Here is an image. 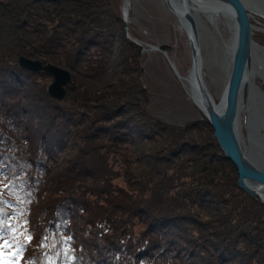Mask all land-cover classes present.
<instances>
[{"label":"trees","instance_id":"16d2710c","mask_svg":"<svg viewBox=\"0 0 264 264\" xmlns=\"http://www.w3.org/2000/svg\"><path fill=\"white\" fill-rule=\"evenodd\" d=\"M114 2L0 0V125L18 132L5 130L2 147L0 126V264H263L264 205L237 188L206 120L173 126L148 110L139 47L123 39ZM20 57L66 70L65 99L52 100L39 81L49 75L22 70ZM106 145L123 157L122 176ZM35 203L44 208L32 220ZM221 203L229 220L217 224ZM30 245L49 254L29 258Z\"/></svg>","mask_w":264,"mask_h":264},{"label":"rangeland","instance_id":"374dc122","mask_svg":"<svg viewBox=\"0 0 264 264\" xmlns=\"http://www.w3.org/2000/svg\"><path fill=\"white\" fill-rule=\"evenodd\" d=\"M113 1H115L114 3L117 4V8L119 9V14L122 23L121 32L123 34L122 35L123 39H128L130 40V42L136 44L139 47V55L137 61L140 66L141 81H143V86L148 97V103H147L148 110L151 113H153L155 117L173 126L180 127L191 121L206 120L202 112L193 103V100L191 98L190 84H188L183 80L184 78L188 77L191 67V54H190V49L186 35L181 25L179 24L177 18L166 8L164 1L163 0H113ZM125 3H127V5ZM251 14L252 16L249 20V23L252 31V41L260 49H264V17L260 16L259 14L258 15L257 14L254 15V13ZM216 20L217 22L215 27L213 26V24L206 22V20H204L201 17L200 19L201 30L199 33V35L201 36L200 49H199L201 56V70H202L201 77L208 94L214 101V104H218V102L221 100L227 82V78L230 72L229 60L231 59V57L227 56V52L225 51L224 48H226V46L227 48L232 47V38H233V31L229 27L226 20L222 16H217ZM212 37L214 38V40L212 39ZM123 39H119V38L114 39L112 44L113 51H115L119 45L123 44ZM262 58L264 60V54H262ZM107 73L108 74L111 73V69ZM33 74H38V73H33ZM48 77L44 78V80H39L40 82H43L42 84L48 85L47 87H49L54 81L53 77L52 78L51 76ZM253 82H256L257 87L258 85L261 86V88L258 91L260 92V94L264 96V84L259 79L257 80L255 79ZM66 86H63L65 90H66ZM47 92H48V88H47ZM12 94L13 95H11L10 97L12 96L14 97L10 98L9 102L10 103L14 102L12 103V105L18 104L19 101L17 100V94L20 95V93L14 91L12 92ZM6 97L7 96L2 97L1 99L4 101ZM64 99L60 101L54 99L52 100L56 102H61ZM244 99H245L244 94L238 96L237 111L239 110V114L237 121L239 124L243 122L242 116H244L243 115L244 111L241 109L242 108L241 106ZM9 102L6 101V105H9L10 104ZM256 106L258 107V109H261L262 107V105L259 104V102H256ZM14 118L18 119L16 116ZM30 118H31L30 120H32L33 117ZM7 122L8 121H6V123ZM14 122L15 125L18 126L19 121L14 120ZM258 124L259 123H257L256 121V125ZM0 126L3 127L2 131H4L3 134L5 136V141L4 142L2 141V147L4 146V144L6 145L7 143H9L10 146V142L12 141V140L10 141L8 140L7 135L9 134L5 130H8L11 132V134H13L10 138H12L13 140L17 139L16 141H18V132L11 131L12 130L11 127L7 128L4 125H0ZM261 131L264 136V128L260 129V132ZM19 133L23 135V133H21L20 131ZM203 135L205 137H209L213 139L214 144L216 143L215 139L213 138L212 131L211 132L209 131L208 135L206 132H204ZM40 140L43 141V139ZM40 140L38 142L42 144L43 142H41ZM106 146L110 147V145H106ZM26 148L29 149L30 147L27 145ZM110 148L112 149V151ZM110 148L105 149V151L107 152L110 150V153L112 154V156L109 157L111 158L110 163L114 167V170L117 171V173L122 176L121 171L125 170L126 164L124 163L123 157L120 155V153L114 150V147H110ZM41 151H42L41 155L46 156V150L44 147L43 149H41ZM55 156H57L59 159L62 160L65 159L68 156V154L64 153V151L62 152L60 151L58 153L56 152L54 157ZM169 166L170 168L174 169L173 164L170 165L169 163ZM52 170H53V174H55L56 173L55 166L52 167V169L50 167L48 170H45L46 172L51 171L49 178L52 176L51 175ZM30 173L32 177L38 178L39 174H37L38 173L37 171L31 170ZM39 180L43 181L42 183L43 185L42 186L40 185L41 189H43L48 179L46 175H42L41 179L39 178ZM115 184L120 185L121 189H125V184H123L122 182V177L117 179L115 181ZM178 189L180 190L181 188L178 187ZM174 190L176 191L177 189ZM259 194L264 199V189H262L259 192ZM36 204L37 203L31 206L30 212L32 215L31 217L32 220L36 219L35 216L33 215V213H35V210L33 211V209L35 207L36 210L44 208L41 207V205L39 204L36 205ZM262 205H264V203H262ZM225 207H227V204L221 203L220 205L215 207L217 214L214 216L213 213H211V217H213V219L217 221L216 222L217 224L219 223L218 221L220 220H223L225 222L229 220L222 216V214L226 213V211L224 210ZM42 211L43 210L39 212V216H40L39 218L50 216V213L47 212V210H45L47 214H44ZM56 214L58 213L56 212ZM208 220H210V218L206 219L205 221L207 222ZM259 224L260 226H262V223ZM28 228L31 229V226L28 225ZM32 231L34 232V229ZM218 231L221 232L220 229L217 230V232ZM30 247H31L30 249L31 252H29V258L36 255L38 256L42 255L44 257L46 254H49L48 249L42 252L39 251L40 253H38L37 247H34L37 249V251L34 248H32V245H30ZM247 253L249 254V252L246 251V249H243V255H246ZM42 256H39V259L41 258L42 260ZM247 258L249 259L250 256H247ZM164 259L165 258H162V260ZM248 263L252 264L249 261Z\"/></svg>","mask_w":264,"mask_h":264},{"label":"water","instance_id":"95a60500","mask_svg":"<svg viewBox=\"0 0 264 264\" xmlns=\"http://www.w3.org/2000/svg\"><path fill=\"white\" fill-rule=\"evenodd\" d=\"M163 1L168 11L177 18L186 35L191 54V67L188 77H193L194 85L192 88L195 90L197 99H200L203 104H208L205 100H210L211 106L205 105V107L201 108L199 106V110L210 125L213 138L219 150L236 169V186L247 196L257 201V203L262 204L264 199L258 193V190L264 188V172L258 170L247 161L239 146L236 131L238 96L245 81L246 73H249L247 70L251 60V27L245 7L241 0H214V3H217L213 5L217 7L215 13H220L219 10H223L234 24V44L232 43L231 47L230 72L221 100L214 106L200 76L201 63L198 57L194 56V53H197V45L199 44V33L194 14L200 10L196 9V4L193 2L197 0ZM260 9L263 10L264 8L261 7ZM18 61L23 70L33 73L44 72L53 77L54 81L48 87V95L51 99L60 101L65 98L66 90L63 86L69 83L68 72L49 64L43 65L40 61L23 58ZM193 71L194 73L192 74Z\"/></svg>","mask_w":264,"mask_h":264},{"label":"flooded vegetation","instance_id":"af4514ba","mask_svg":"<svg viewBox=\"0 0 264 264\" xmlns=\"http://www.w3.org/2000/svg\"><path fill=\"white\" fill-rule=\"evenodd\" d=\"M206 1L209 2L211 5L217 4L214 3V0H206ZM241 1L245 7V11L248 16V22L252 16L251 13H255L254 10L259 12V10H261L260 9L261 7L264 8V0H241ZM200 11L195 12L194 14L197 21L198 33H200L201 30L202 20L200 21V19L201 17L205 19L204 16H202L203 11L201 12ZM190 13L193 14L191 11ZM254 15H256V13ZM225 20L226 22L228 21L227 23L232 25L233 22L231 21V19L230 21L227 19ZM200 38L201 36H199V42H200ZM244 98L245 99L242 102V106H241L242 107L241 109L244 111L243 113L244 116H242L243 122L239 124L238 121L236 120V131H237L239 146L247 161L258 170L264 172V136L262 134V131L260 132V129L264 128V101L259 97L255 98V96L254 99H252V96L247 93H245ZM251 102H253V104ZM256 102H259L261 105H263L261 109H258V107L256 106ZM238 114H239V110L237 111L236 119H238ZM255 119H257V123H259L258 125H256Z\"/></svg>","mask_w":264,"mask_h":264},{"label":"bare ground","instance_id":"6f19581e","mask_svg":"<svg viewBox=\"0 0 264 264\" xmlns=\"http://www.w3.org/2000/svg\"><path fill=\"white\" fill-rule=\"evenodd\" d=\"M195 4H196V9H198V10H201V11H203V13H202V16H204V20H206V22H209V23H211V24H213V26H215L216 27V22H217V20H216V17L217 16H220V14L222 13V15L221 16H223L225 19H227V20H229L230 21V18H228L227 16H226V13H224V11L223 10H219L220 11V13L218 12V13H215V11L217 10V7L216 6H213V5H211L209 2H207L206 0H197L196 2L195 1H193ZM126 5H127V3H125ZM211 11L210 13H209V11ZM264 10V9H263ZM263 10H259V12L258 11H256V10H254V12L256 13V14H259L260 16H262V17H264V11ZM125 11H126V8H125ZM200 11V12H201ZM206 11V12H205ZM262 11V12H261ZM253 12V11H252ZM215 13V14H214ZM254 13V14H255ZM224 14V15H223ZM232 21V20H231ZM228 22V21H227ZM233 22V21H232ZM228 25H229V27L232 29V31H233V35H234V24L232 23V25H230L229 23H228ZM198 34V33H197ZM199 34H198V38H199ZM219 36V35H218ZM251 45H250V47H251V60H250V65H249V68H248V70L247 71H249V73L247 72L246 73V76H245V81L243 82V85H242V88H241V91H240V94L239 95H242V94H244L245 95V93H247V94H249V95H251L252 96V99H254V96H255V98L257 97H259V98H261L263 101H264V96L262 95V94H260V92L258 91L260 88H261V86L260 85H258V83H257V85H258V87L256 86V82H253L255 79L257 80V79H259L263 84H264V60H263V58H262V54H264V49H260L258 46H256V44H254L253 43V41H252V31H251ZM132 39V38H131ZM212 39H214L213 37H212ZM202 41V40H201ZM216 41V40H215ZM135 43V42H134ZM200 43V42H199ZM232 43L234 44V38H232ZM198 47H197V50H196V48H194L195 50H196V54L194 53V56L196 57H198V60L200 61V63H201V56H200V52L198 51V49H200V45L198 44L197 45ZM220 47V46H219ZM225 49V51L227 52V56H229V57H231V53H232V51H231V48H227V46H226V48H224ZM253 55V56H252ZM21 58H23V57H20L19 59H21ZM18 59V60H19ZM23 59H26V60H29V59H27V58H23ZM252 60H254L253 61V63H252ZM230 61V60H229ZM229 65H230V63H229ZM228 66V65H227ZM252 67H253V69H252ZM21 68V67H20ZM22 69V68H21ZM23 70V69H22ZM25 71H27V70H25ZM254 71V72H253ZM27 72H29V71H27ZM43 73V72H42ZM194 73V71L192 72V74ZM69 74V73H68ZM201 74H202V70H201V67H200V76H201ZM70 76V75H69ZM194 76V75H193ZM52 78V77H51ZM183 79V78H182ZM185 82H187L188 84H190V88H191V98H192V100H193V103L195 104V106L199 109V106H200V108L201 107H205V105H207V106H211V103H210V100H205L208 104H203V102L202 101H200V99L198 100L197 99V97H196V94H195V90H193V88H192V86L194 85V82H193V77L191 76H189V77H187V78H184L183 79ZM69 82H70V79H69ZM69 84V83H68ZM212 99V98H211ZM212 101H213V99H212ZM252 104H253V102H251ZM263 103V102H262ZM213 104H214V101H213ZM248 104V103H247ZM260 104V103H259ZM216 104H214V106H215ZM263 106V105H262ZM261 107V106H260ZM245 108V107H244ZM258 111V110H257ZM256 113V112H255ZM261 113V112H260ZM257 114V113H256ZM256 116V115H255ZM237 120V119H236ZM256 120V119H255ZM257 121V120H256Z\"/></svg>","mask_w":264,"mask_h":264}]
</instances>
